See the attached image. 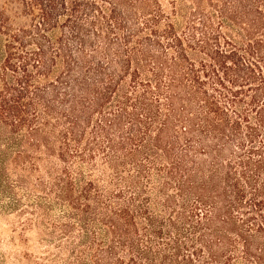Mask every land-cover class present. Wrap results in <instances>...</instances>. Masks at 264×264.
Returning a JSON list of instances; mask_svg holds the SVG:
<instances>
[{
  "label": "trees",
  "instance_id": "obj_1",
  "mask_svg": "<svg viewBox=\"0 0 264 264\" xmlns=\"http://www.w3.org/2000/svg\"><path fill=\"white\" fill-rule=\"evenodd\" d=\"M0 212L16 264H264V0H0Z\"/></svg>",
  "mask_w": 264,
  "mask_h": 264
},
{
  "label": "rangeland",
  "instance_id": "obj_2",
  "mask_svg": "<svg viewBox=\"0 0 264 264\" xmlns=\"http://www.w3.org/2000/svg\"><path fill=\"white\" fill-rule=\"evenodd\" d=\"M15 219L11 215L0 212V252L7 255L8 259L5 264H16V257L20 256L23 251H40V244L37 242L36 229L26 231L27 242L21 241L18 236V229L14 228Z\"/></svg>",
  "mask_w": 264,
  "mask_h": 264
}]
</instances>
